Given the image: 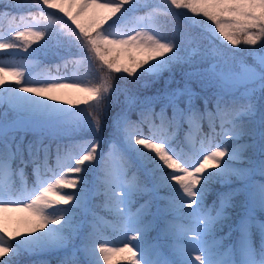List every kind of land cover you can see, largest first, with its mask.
I'll return each mask as SVG.
<instances>
[{
    "label": "snow or ice",
    "instance_id": "6c2138e0",
    "mask_svg": "<svg viewBox=\"0 0 264 264\" xmlns=\"http://www.w3.org/2000/svg\"><path fill=\"white\" fill-rule=\"evenodd\" d=\"M3 21L0 53L58 63L0 61V264H264V0H0Z\"/></svg>",
    "mask_w": 264,
    "mask_h": 264
},
{
    "label": "trees",
    "instance_id": "16d2710c",
    "mask_svg": "<svg viewBox=\"0 0 264 264\" xmlns=\"http://www.w3.org/2000/svg\"><path fill=\"white\" fill-rule=\"evenodd\" d=\"M6 28H7V22L6 21L0 22V31H4ZM38 47H39V44L33 45V48H38ZM229 47H231V46L229 45ZM240 47H245V46L241 45ZM29 51L31 52V49ZM26 57H27V54H25L23 52L13 53V52L9 51V52H5V53H0V58H6L10 62H13V63L24 62V63L32 64L33 66L29 69V71H31L33 77H36V78L40 77L41 75H44V71H45L46 67H50V66H53L56 63H58L57 57L52 56L50 54L47 56H44L40 53H37V60L35 62L32 60H29V59H21V58H26ZM76 70L79 71L82 75L87 73V67L84 65L78 66V68ZM71 71H72V69H69V72H71ZM52 74L56 75V71H55L54 67H52ZM60 74H64L63 69H61ZM69 178H71V177H69ZM27 179H28V183L30 186L31 182L33 181V177H32L30 172H29ZM89 179H91V176H89ZM62 191H71V190L70 189H63ZM22 217H24V216L17 215L16 217H14V222H16L18 224ZM119 260H121L120 264H126V261H124L123 258H121L120 256H117L114 258L115 264H119L118 263Z\"/></svg>",
    "mask_w": 264,
    "mask_h": 264
},
{
    "label": "rangeland",
    "instance_id": "374dc122",
    "mask_svg": "<svg viewBox=\"0 0 264 264\" xmlns=\"http://www.w3.org/2000/svg\"><path fill=\"white\" fill-rule=\"evenodd\" d=\"M0 61L7 62V63H13V62H10L9 60H7L6 58H0ZM70 73L71 72H68V74H70ZM61 75H63V74H61ZM37 78H43V75H41L40 77H37ZM57 95H62L63 98L76 100V99H80V98L85 97L87 94L86 93H77V92H66V93H63V94L57 93ZM82 106L83 105H76V107H82ZM70 107H71V105H70ZM17 215L25 216L27 214L26 213H15V214H12V216H13V224H12L13 228L18 226V224L16 222H14V217H16ZM118 263L120 264L121 260H119Z\"/></svg>",
    "mask_w": 264,
    "mask_h": 264
}]
</instances>
